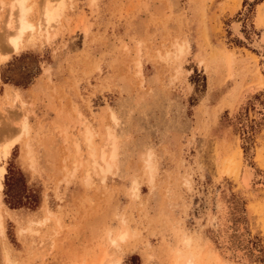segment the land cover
<instances>
[{
	"label": "rangeland",
	"instance_id": "rangeland-1",
	"mask_svg": "<svg viewBox=\"0 0 264 264\" xmlns=\"http://www.w3.org/2000/svg\"><path fill=\"white\" fill-rule=\"evenodd\" d=\"M16 2L0 264H264V0Z\"/></svg>",
	"mask_w": 264,
	"mask_h": 264
},
{
	"label": "bare ground",
	"instance_id": "bare-ground-1",
	"mask_svg": "<svg viewBox=\"0 0 264 264\" xmlns=\"http://www.w3.org/2000/svg\"><path fill=\"white\" fill-rule=\"evenodd\" d=\"M17 2H19V6H16L17 8H20V18H19V21H18V29H17V33L22 35V33L26 32V31H34L35 29V26L29 22L26 17H25V14H26V7H25V4H26V1L28 0H16ZM16 2V3H17ZM53 4V3H52ZM49 1L46 3L45 7H44V10L43 12L41 13L42 14V22L38 24V28L40 29V34L44 33L47 38L49 39L50 38V32L54 30V25H57V23H59V17H60V10H58V7H55L54 5H52ZM63 4V3H62ZM13 6V5H12ZM15 6H13L14 8ZM12 8V9H13ZM14 23L13 22V18L9 19V22L7 24V27L9 30H14L15 29V26H14ZM36 25V24H35ZM6 27V28H7ZM238 27V25H237ZM235 26V28H237ZM53 28V30H52ZM51 30V31H50ZM19 31V32H18ZM235 31H238V30H235ZM17 33L15 34V37L17 36ZM9 35V34H8ZM12 37V35H9ZM8 36V37H9ZM52 37V36H51ZM11 40H8V42L11 44H9L8 46H11V50H12V45L15 47L14 49L17 50L18 47H17V40L16 38L14 39V37L10 38ZM20 38H18L19 40ZM12 42V43H11ZM1 55V54H0ZM8 56V55H5V57ZM4 57V58H5ZM1 58V57H0ZM14 94V93H13ZM13 102L15 103H19V99L18 97L14 94L13 95ZM22 104V103H21ZM11 125V124H10ZM15 126V125H14ZM17 126V125H16ZM19 129H20V133H24V134H28L29 133V126L26 122V120H22V123H19ZM5 130V129H4ZM9 130V129H8ZM89 135H91V132L87 129L85 131V138L88 139ZM20 138L17 137V139H15L14 141H12L11 143L9 144H6L5 146V154L6 155H9V153L11 152V150L18 144ZM89 142V141H88ZM104 159V158H103ZM4 172H5V169L0 165V193L3 189V184L1 182V179H2V176H4ZM247 172V171H246ZM250 172V171H249ZM247 172V174L244 175L243 177V182L246 186L249 185V182L251 181V174ZM253 175V174H252ZM238 178V177H237ZM236 178V179H237ZM251 183V182H250ZM249 187V186H248ZM135 188H136V185H135ZM137 190V189H136ZM222 202V201H221ZM220 207V206H219ZM225 207V206H224ZM224 209V208H223ZM223 209H222V212H223ZM220 211V210H219ZM218 213V212H217ZM224 214V212L222 213ZM222 217V216H221ZM218 219V218H217ZM222 220V219H221ZM215 223V222H214ZM2 228V227H1ZM125 239V235H122L120 236V240H124ZM116 243L115 241L113 242V244ZM121 262H118L116 261L115 264H120ZM186 264H194L193 260L190 259Z\"/></svg>",
	"mask_w": 264,
	"mask_h": 264
}]
</instances>
